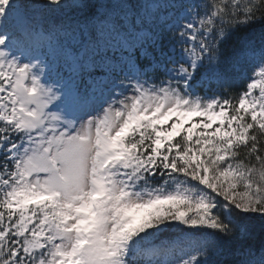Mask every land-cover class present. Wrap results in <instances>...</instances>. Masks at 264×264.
Returning a JSON list of instances; mask_svg holds the SVG:
<instances>
[{"label":"snow or ice","instance_id":"1","mask_svg":"<svg viewBox=\"0 0 264 264\" xmlns=\"http://www.w3.org/2000/svg\"><path fill=\"white\" fill-rule=\"evenodd\" d=\"M0 264H264V0H0Z\"/></svg>","mask_w":264,"mask_h":264},{"label":"trees","instance_id":"2","mask_svg":"<svg viewBox=\"0 0 264 264\" xmlns=\"http://www.w3.org/2000/svg\"><path fill=\"white\" fill-rule=\"evenodd\" d=\"M257 244L259 243V237L256 238V241H255Z\"/></svg>","mask_w":264,"mask_h":264}]
</instances>
